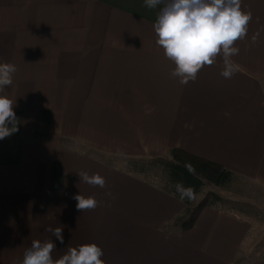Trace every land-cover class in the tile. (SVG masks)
<instances>
[{"label":"crops","instance_id":"obj_1","mask_svg":"<svg viewBox=\"0 0 264 264\" xmlns=\"http://www.w3.org/2000/svg\"><path fill=\"white\" fill-rule=\"evenodd\" d=\"M161 7L0 0V63L17 68L3 94L18 128L0 139V264H22L37 239L53 240L54 259L95 242L106 264H264L258 211L234 198L179 230L169 224L184 214L183 201L93 152L136 158L183 148L264 192V0H242L253 17L235 45L239 71L224 78L218 56L186 85L156 44ZM80 171L99 173L105 187L81 181ZM78 193L98 206L77 211ZM49 226H63V243Z\"/></svg>","mask_w":264,"mask_h":264},{"label":"clouds","instance_id":"obj_2","mask_svg":"<svg viewBox=\"0 0 264 264\" xmlns=\"http://www.w3.org/2000/svg\"><path fill=\"white\" fill-rule=\"evenodd\" d=\"M149 9L162 5L154 23L156 44L163 49L164 56L174 62L171 75L186 85L195 81L204 66H212L217 57H222L221 75L230 79L239 71L232 57L239 54L236 43L247 37L252 11L242 7V0H144ZM259 33L254 34L255 43ZM16 65L0 63V139L18 130L13 100L3 93L13 83ZM11 125V127L9 126ZM81 181L91 186L105 187L106 179L99 173L80 171ZM181 199L192 197L190 189L176 185ZM111 195V193H108ZM77 211L94 210L99 201L95 196L74 194ZM61 243L64 241L63 226L45 229ZM56 245L52 239L33 240L23 254L22 264H106L102 259L103 248L95 242L69 247L58 258H53Z\"/></svg>","mask_w":264,"mask_h":264},{"label":"trees","instance_id":"obj_3","mask_svg":"<svg viewBox=\"0 0 264 264\" xmlns=\"http://www.w3.org/2000/svg\"><path fill=\"white\" fill-rule=\"evenodd\" d=\"M129 172L137 175H152L164 179L162 189L186 204L183 215L175 218L169 226L179 230H191L206 208H216L225 202L219 190L232 184L233 172L222 165L187 152L183 148H172L169 156L136 157L126 161ZM148 179V178H145ZM190 189L192 197L181 199L176 185ZM211 187L195 201L196 196Z\"/></svg>","mask_w":264,"mask_h":264},{"label":"rangeland","instance_id":"obj_4","mask_svg":"<svg viewBox=\"0 0 264 264\" xmlns=\"http://www.w3.org/2000/svg\"><path fill=\"white\" fill-rule=\"evenodd\" d=\"M164 110L170 111V107L165 106ZM93 152L98 156L99 159L111 164L112 166H115L116 168H121L122 166H124V163L126 161H130V160H133V158H135L133 156L125 157V156L120 155V154L102 152L99 150H93ZM136 176H138V175H136ZM138 177H142L143 179L148 178V181H150V182L152 181L153 183H155L159 187H162L164 185V179H161V177H153L152 175L147 176L145 174L139 175ZM251 185H252L251 182H247L245 180H238L237 182L232 183L227 188V190H219V193L223 197L225 196L224 197L225 203H226V201L229 200L231 202V204H234L236 201L233 199L234 198L239 199L240 200L239 202H241V206H239V207L242 208L243 210H245L246 212L253 213L254 217L256 216L255 212L258 211L260 213L259 218L262 217V219L257 221V223L259 222L258 226H259L260 230L264 231V203H263L264 192L262 190H259V192H257L256 190L252 191L250 189H247ZM209 189H211V187H207L202 194L196 196L195 201H198L203 196V194L206 191H208ZM260 221H262V222H260Z\"/></svg>","mask_w":264,"mask_h":264}]
</instances>
